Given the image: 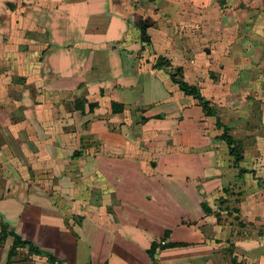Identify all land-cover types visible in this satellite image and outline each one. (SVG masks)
<instances>
[{"label": "crops", "instance_id": "crops-1", "mask_svg": "<svg viewBox=\"0 0 264 264\" xmlns=\"http://www.w3.org/2000/svg\"><path fill=\"white\" fill-rule=\"evenodd\" d=\"M177 68L264 165V0H0V224L54 258L9 264H264V193Z\"/></svg>", "mask_w": 264, "mask_h": 264}, {"label": "trees", "instance_id": "trees-1", "mask_svg": "<svg viewBox=\"0 0 264 264\" xmlns=\"http://www.w3.org/2000/svg\"><path fill=\"white\" fill-rule=\"evenodd\" d=\"M141 37H142L143 41H146L147 37L144 34V32L142 33ZM161 63L165 64L166 59L159 56L156 60L154 67H160ZM173 81L175 83H177V85L181 91H183L187 95H192L193 97H195L197 99V101L199 102L200 106L202 107L203 112H204L206 117H213L214 118L215 127L221 131L219 134V139L223 140L225 142V144L227 146L228 154L233 158L234 166L238 169L239 174L240 175H243L242 173L250 174L252 176V179L255 181V183L257 185H262V187L264 188V184L260 183L259 178H257L255 176V173L253 170H248V169L242 168L239 165V162L243 158L240 143H239V141H237L233 137H231L228 133V129L219 122V118L216 114L214 107L211 105V102L206 100L203 96H201V94L199 93V90L197 88H195L194 86L188 85L185 81H183L181 79L180 75L176 76V77L173 76ZM77 105H78V103H77ZM93 105H94V103L89 104V108H91ZM111 108H112V111H120L121 110V106L116 105L114 103L111 104ZM223 192L227 193V190L223 189ZM220 202L224 203L226 201L222 198H219V204H220ZM200 206H201L202 211L205 214L212 213L211 208L207 205V203L201 202ZM213 214L215 215L217 222H219V220H218L219 214L216 211ZM165 234H167V233H165ZM6 235L12 236V244H11L10 250L8 252L5 264H9L10 259L15 255V250L17 247H26L31 253L38 255V256H41V257H45L48 261H51V262L54 261V258L51 255L39 250L30 241L21 239L12 230H7V225L5 223H1L0 224V242L4 239V237ZM176 245H179V244H173V243L159 244V243L154 241L150 244L149 248L147 249V253H148L149 257L152 259L156 249L172 247V246H176ZM231 261L234 262V259L232 258Z\"/></svg>", "mask_w": 264, "mask_h": 264}, {"label": "rangeland", "instance_id": "rangeland-1", "mask_svg": "<svg viewBox=\"0 0 264 264\" xmlns=\"http://www.w3.org/2000/svg\"><path fill=\"white\" fill-rule=\"evenodd\" d=\"M252 167L255 168L254 173L261 174V176H259L258 178H259L260 183L264 184V165L259 166L258 163H255L254 165H252ZM257 167H258V172H257ZM247 180H248L247 181V189L246 190L244 189V192L245 191L249 192L251 190L249 188L252 186V183H253L256 185L258 190H260L261 192L264 193V188L262 187V185H257L255 183V181H251L249 178ZM236 186H237L236 183L234 185H231V184L226 185V187H227L226 189L229 190V192L231 194H234L232 196H235V194H237L238 196L240 195L239 190H237ZM224 200L226 202H224V203L220 202L221 205L219 204V207H217L220 210V212L217 211V213L219 214L218 220H219V222H229V224H231L232 221H231L230 217H232V215H233L232 212H237V210L235 209L236 208L235 204H237L238 198L235 199V197L234 198L231 197L229 201H228V199H224ZM235 214H236L235 218L237 219V217H238V219H239V213H235ZM226 242L227 243H225L222 246V248H223L222 250L225 251V254L228 255V257L230 258V261H231V259L233 258V257H231V255L233 253V245L229 243V240H227Z\"/></svg>", "mask_w": 264, "mask_h": 264}, {"label": "water", "instance_id": "water-1", "mask_svg": "<svg viewBox=\"0 0 264 264\" xmlns=\"http://www.w3.org/2000/svg\"><path fill=\"white\" fill-rule=\"evenodd\" d=\"M180 72V69L179 68H177L176 69V72L173 74V76H176V75H178V73Z\"/></svg>", "mask_w": 264, "mask_h": 264}]
</instances>
